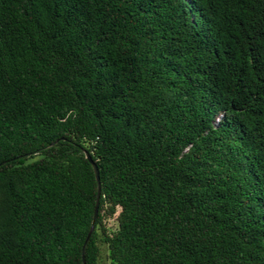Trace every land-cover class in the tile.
Wrapping results in <instances>:
<instances>
[{
    "label": "trees",
    "instance_id": "obj_1",
    "mask_svg": "<svg viewBox=\"0 0 264 264\" xmlns=\"http://www.w3.org/2000/svg\"><path fill=\"white\" fill-rule=\"evenodd\" d=\"M103 245L264 264V0H0V264Z\"/></svg>",
    "mask_w": 264,
    "mask_h": 264
},
{
    "label": "water",
    "instance_id": "obj_2",
    "mask_svg": "<svg viewBox=\"0 0 264 264\" xmlns=\"http://www.w3.org/2000/svg\"><path fill=\"white\" fill-rule=\"evenodd\" d=\"M86 157L90 161V163L92 164L94 171H95L96 179L98 181V193H97L96 205H95L92 225H91L90 231H89L88 236H87V239H88L94 230L96 219L98 216L99 202H100V196H101V184H100L99 170H98L97 164L94 162V160L92 159L91 155L88 152H86ZM87 239H86V241H87ZM83 260H84V264H86L85 259H84V250H83Z\"/></svg>",
    "mask_w": 264,
    "mask_h": 264
},
{
    "label": "rangeland",
    "instance_id": "obj_3",
    "mask_svg": "<svg viewBox=\"0 0 264 264\" xmlns=\"http://www.w3.org/2000/svg\"><path fill=\"white\" fill-rule=\"evenodd\" d=\"M109 226H110V228H115L116 227V222L115 221H110L109 222ZM99 264H112L110 262L109 258H108L107 247L105 245H103L101 247V255H100Z\"/></svg>",
    "mask_w": 264,
    "mask_h": 264
},
{
    "label": "built area",
    "instance_id": "obj_4",
    "mask_svg": "<svg viewBox=\"0 0 264 264\" xmlns=\"http://www.w3.org/2000/svg\"><path fill=\"white\" fill-rule=\"evenodd\" d=\"M110 221H115V222H116L115 217H113V218H109V219H108V223H109Z\"/></svg>",
    "mask_w": 264,
    "mask_h": 264
}]
</instances>
